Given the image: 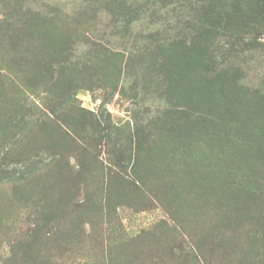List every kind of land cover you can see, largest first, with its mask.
I'll use <instances>...</instances> for the list:
<instances>
[{"label": "rangeland", "instance_id": "rangeland-1", "mask_svg": "<svg viewBox=\"0 0 264 264\" xmlns=\"http://www.w3.org/2000/svg\"><path fill=\"white\" fill-rule=\"evenodd\" d=\"M25 1L74 24L25 36L20 51L0 29V264H264V0L226 14L210 52L218 75L193 90L167 89L145 65L161 50L135 46L136 31L185 26L181 0L126 42L114 23L131 19V0ZM59 45L79 63L73 90H49L51 67L47 86L32 79L37 55L52 66ZM110 49L124 52L120 80L83 69Z\"/></svg>", "mask_w": 264, "mask_h": 264}, {"label": "trees", "instance_id": "trees-1", "mask_svg": "<svg viewBox=\"0 0 264 264\" xmlns=\"http://www.w3.org/2000/svg\"><path fill=\"white\" fill-rule=\"evenodd\" d=\"M247 1L249 0H181L180 9L187 12V15L183 18L185 20V26L182 23L180 24V19H178L175 22H168L170 27L166 28L165 34L159 30L151 31L143 36L136 31L138 34L135 38L136 47H140V44L143 42L144 44L149 42L151 45H156L155 49L161 50L159 55L154 50L153 57H151L153 61H147L145 63L150 70L151 76L162 78L164 86L169 90L173 87L176 88L177 81L182 84L180 81L183 79L189 81V85H182L183 88L193 90L196 88L194 85L197 84L196 82L199 79H211L215 75H218L219 71H217L215 62L212 60L210 54L211 47L215 44L216 40L215 30L224 31L226 28V14L228 12H239L242 3ZM25 2V0H9L6 3L7 8H9V16L5 20H2L0 25V29H5V32L7 31L9 33L8 35L11 37H9V42L16 45L15 50L18 49L20 51L22 49V44L25 43V36L27 38H33L37 33L42 32V34L46 35L43 40H47L48 38L52 40L53 35L60 37L65 32L68 36L70 35L69 29L66 30V28H70L71 24H74L70 19L59 15V11H56L54 8H52L54 10L50 14L33 11L31 7L25 8ZM170 3L168 0H131V19L126 17L122 19L123 23H114L115 34L117 36L120 34L123 35V42H126V38H129L127 31H129L130 27L132 28L140 23H146V19L149 17L154 18L151 24H159L162 22L163 17L158 13H162ZM148 12H150L149 15H147ZM119 15L122 16L121 14ZM119 15L117 14L116 16ZM190 18L193 20L190 21ZM180 26L181 28L176 31V28ZM172 28H174L173 31H171ZM11 29L13 31L16 30V34L12 33L16 35L15 37L9 32ZM8 35L5 34V36ZM64 47L59 45L53 49L49 58L52 66H49L45 59L37 55L34 68H32L35 75L32 78L34 80L33 82L47 86L48 83L44 79L45 69L51 67V70L57 72L58 75L55 78L54 85L50 86L49 90L54 91L60 89L62 92L67 90L66 88L68 86L69 90H73L76 81L69 79V77L77 73L79 63L66 64L69 56L65 54V52H68ZM144 48H147L149 52L151 47L141 46L140 50H144ZM202 48H204L205 54L200 58L199 55L195 54L197 52L195 50ZM171 50H178L180 56L171 54ZM132 54L133 52H131ZM157 56H159L158 61L156 59ZM107 59H104L101 55L98 56L95 52V55H89L87 62L83 65V69L86 71H96L99 70L98 68L104 66L108 73L111 72L114 75V81L120 80V76H123L124 52L120 49L118 51L110 49L107 52ZM114 60H118V63H113L112 61ZM171 61L181 62L182 64L180 63V65L178 63L177 68L171 65ZM199 63L203 65V69L198 74H195L192 69H189V66H195ZM49 75L53 74L49 73ZM1 97L2 95H0ZM188 105L189 108L190 106H194L192 102ZM52 112H56V110L52 108ZM3 180V178H0V181ZM27 244L26 247L30 249V244ZM26 247L21 246L20 249L26 251Z\"/></svg>", "mask_w": 264, "mask_h": 264}]
</instances>
